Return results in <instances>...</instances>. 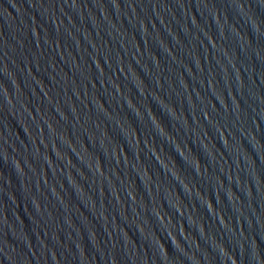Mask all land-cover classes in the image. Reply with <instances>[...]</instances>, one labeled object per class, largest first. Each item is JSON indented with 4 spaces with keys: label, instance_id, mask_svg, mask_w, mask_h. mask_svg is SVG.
Masks as SVG:
<instances>
[{
    "label": "water",
    "instance_id": "95a60500",
    "mask_svg": "<svg viewBox=\"0 0 264 264\" xmlns=\"http://www.w3.org/2000/svg\"><path fill=\"white\" fill-rule=\"evenodd\" d=\"M0 264H264V0H0Z\"/></svg>",
    "mask_w": 264,
    "mask_h": 264
}]
</instances>
